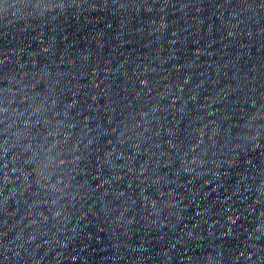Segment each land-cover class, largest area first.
<instances>
[{
  "label": "water",
  "instance_id": "1",
  "mask_svg": "<svg viewBox=\"0 0 264 264\" xmlns=\"http://www.w3.org/2000/svg\"><path fill=\"white\" fill-rule=\"evenodd\" d=\"M0 264H264V0H0Z\"/></svg>",
  "mask_w": 264,
  "mask_h": 264
}]
</instances>
